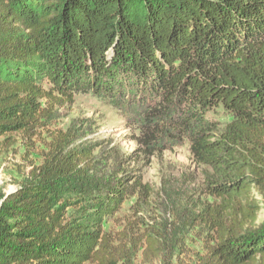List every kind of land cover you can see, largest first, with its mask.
Segmentation results:
<instances>
[{
  "label": "trees",
  "instance_id": "1",
  "mask_svg": "<svg viewBox=\"0 0 264 264\" xmlns=\"http://www.w3.org/2000/svg\"><path fill=\"white\" fill-rule=\"evenodd\" d=\"M88 92L148 150L187 140L212 169L221 204L198 215L213 236L193 264H264V0H0V137L33 133L48 99ZM64 139L1 203L0 264H131L104 224L141 180L100 177L92 149ZM144 240V260L164 256Z\"/></svg>",
  "mask_w": 264,
  "mask_h": 264
},
{
  "label": "rangeland",
  "instance_id": "2",
  "mask_svg": "<svg viewBox=\"0 0 264 264\" xmlns=\"http://www.w3.org/2000/svg\"><path fill=\"white\" fill-rule=\"evenodd\" d=\"M44 107L47 116L33 133L0 137V205L42 163L55 136L64 137L71 147L92 149L100 177L128 176L130 184L141 180L138 190L104 224L115 237L124 235L133 252L131 264H164L163 258L168 264H193L204 253L213 233L198 215L209 204L219 206L221 200L208 188L207 174L212 169L195 161L189 141L148 150L138 126L109 98L95 92L48 99ZM211 116L222 126L231 121L222 109ZM260 220H264V211ZM145 235L163 242L164 256L144 260L145 240L140 249L133 240Z\"/></svg>",
  "mask_w": 264,
  "mask_h": 264
}]
</instances>
